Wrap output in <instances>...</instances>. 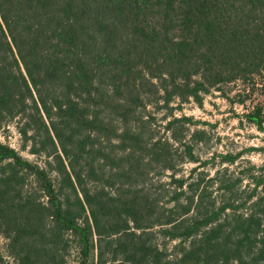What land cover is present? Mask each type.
<instances>
[{
	"label": "trees",
	"instance_id": "trees-1",
	"mask_svg": "<svg viewBox=\"0 0 264 264\" xmlns=\"http://www.w3.org/2000/svg\"><path fill=\"white\" fill-rule=\"evenodd\" d=\"M238 83L264 132V0H0V129L20 118L46 157L0 143V235L18 264L64 263L69 233L98 264H264V165L235 176L222 155L200 171L216 157L200 164L203 132L188 142L192 119L172 114L212 92L234 103ZM149 106L171 112L163 135ZM186 161L199 165L179 178Z\"/></svg>",
	"mask_w": 264,
	"mask_h": 264
},
{
	"label": "rangeland",
	"instance_id": "rangeland-1",
	"mask_svg": "<svg viewBox=\"0 0 264 264\" xmlns=\"http://www.w3.org/2000/svg\"><path fill=\"white\" fill-rule=\"evenodd\" d=\"M241 88L239 83L225 88L226 93L234 100V103L225 99L221 93L212 92L204 97L202 105L190 101L178 108V103L172 104L174 117L186 116L192 119L190 125L186 127L188 142L191 139L189 134H192L194 130L198 129L203 132L201 135L202 141H195L191 146L195 156L200 158V164L213 156L216 157V160L212 161L213 163L200 169V171L204 170L210 176L214 174L217 168L222 167V155L236 157L233 164L225 163L223 165V167L228 166L235 176L246 167L252 168V166L264 165V132L258 131L256 127L247 124L242 119L252 103H248L246 107L237 103L238 99H235V96ZM147 111L153 114L156 120L154 123L160 134L163 135V127L172 118L170 117L171 112L165 109L155 110L153 106H149ZM242 120L243 123H241ZM23 123L24 121L20 118L6 122L0 129V143L14 149L24 160L43 167L46 157L30 153V143L27 144L21 134ZM198 165L186 161L180 167L178 177H187L190 171ZM53 177H55V174H53ZM213 191L216 192L215 189ZM63 240L58 255L60 259L61 257L63 259L64 263L62 264H98L99 251L97 247L84 254L78 236L70 233L65 234ZM93 243L94 245L97 244L96 236H93ZM157 243H166L168 254L172 253V248L175 245V242L164 241L161 237H158ZM10 244V239L0 235V264L19 263L16 250L12 249ZM170 258H173V256L171 255Z\"/></svg>",
	"mask_w": 264,
	"mask_h": 264
}]
</instances>
